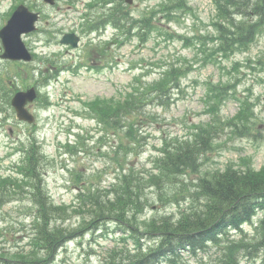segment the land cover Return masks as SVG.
Wrapping results in <instances>:
<instances>
[{"label": "rangeland", "instance_id": "obj_1", "mask_svg": "<svg viewBox=\"0 0 264 264\" xmlns=\"http://www.w3.org/2000/svg\"><path fill=\"white\" fill-rule=\"evenodd\" d=\"M225 1L133 0L123 7L134 20L118 27L110 21L113 4L104 0H58L54 7L41 0H0V28L20 2L44 13L39 29L23 37L40 59L0 58V264H29L32 255L46 254L34 245L39 202L35 181L26 176L33 143L40 186L56 209L53 220L78 231L41 264H104L115 251L138 249L129 223L103 218L97 203L111 198L129 167L145 177L156 173L164 141L193 139L198 125L218 128L201 169L165 179L162 190L144 181L147 204L129 210L140 229L154 217L179 216L190 203L184 189L194 191L204 172L264 167V13L247 47L224 52L217 23H226L220 8ZM146 16L149 27L141 21ZM89 22L102 26L90 30ZM71 31L82 38L75 49L59 41ZM170 69L180 70L169 104L147 101L136 124L139 143L123 146L127 127L115 132L101 106L112 109L130 93L146 91L167 79ZM35 82L41 95L29 107L36 122L20 121L8 94ZM230 232L207 250L184 253L178 264H231L227 253L241 233ZM244 232V241L254 242L259 229L248 223ZM233 252L237 264H264V250Z\"/></svg>", "mask_w": 264, "mask_h": 264}, {"label": "trees", "instance_id": "obj_2", "mask_svg": "<svg viewBox=\"0 0 264 264\" xmlns=\"http://www.w3.org/2000/svg\"><path fill=\"white\" fill-rule=\"evenodd\" d=\"M123 3L124 1L119 2L111 9L119 26L121 25L119 20L128 21L130 18L129 13L124 12ZM220 8L226 23H217L222 39L219 49L230 52L238 47H247L262 25L264 0H226L225 3H221ZM118 14V18H115ZM142 20L144 25L146 22L148 27L150 26V22ZM122 25L121 27H125L127 23L122 22ZM144 28L146 30L145 26ZM146 33L147 31L140 32L141 35ZM179 70L170 69L167 79L165 77L162 81H157V84L150 85L146 91L138 95L130 93L125 102L112 109L109 107L103 113H108L112 118V124L116 126L115 132L120 133L121 128L127 127L123 146L129 147L139 143L136 124L141 113L139 110L147 101L169 104L171 82H174L173 87H176ZM97 108L99 109V104ZM100 111L102 112V108ZM217 130L215 124L198 125L193 139L178 142L165 140L162 155L155 159L156 173L145 177L134 167H129L112 191L111 198L98 201L97 213L100 216L102 215L103 218L111 216L121 222H127L133 228L132 237L140 235L134 238L139 244L138 250L133 253L124 249L115 251L104 264H160L164 259L177 263L183 252L205 249L209 242L217 243L223 240L222 237L227 235L230 229L241 233L238 241L231 245L230 254L227 253L231 264H237L236 253L233 252L236 248H244L248 254L255 250H264V167L257 170L251 166L240 169L229 165L225 170L206 171L193 183L194 191L191 187L184 189L187 192L185 199L189 197L190 203L179 216L154 217L145 224L144 229L131 223L132 216L129 210L142 211L149 199L143 190L144 181L156 183L162 190L166 188L163 185L167 181L165 179L198 172L202 164L200 159L206 149L213 147L212 136ZM30 170L37 190L34 194L38 195L36 197L39 202L34 245L39 252L42 250L46 252L45 256L35 254L28 260L29 264H37L43 261L49 262L58 247L70 240L78 231L60 226L53 220L56 209L41 192V179L34 150L30 155ZM162 194L163 191L160 197ZM259 214L261 217L256 226V230L259 229L257 239L254 242L244 241L247 233L244 232L243 224L249 222L254 224V219ZM143 236L155 240L154 246H145L141 241Z\"/></svg>", "mask_w": 264, "mask_h": 264}, {"label": "water", "instance_id": "obj_3", "mask_svg": "<svg viewBox=\"0 0 264 264\" xmlns=\"http://www.w3.org/2000/svg\"><path fill=\"white\" fill-rule=\"evenodd\" d=\"M54 4L55 0H46ZM39 19V13L31 11L27 6L21 4L14 11L7 25L0 30V36L3 40L5 52L4 58L31 60L32 56L22 40V34L30 32L36 28V22ZM79 36L74 33H67L63 36L62 42L71 43L77 46ZM37 96L35 88L28 91H21L15 94L12 104L17 110L20 119L33 122L34 115L26 108L29 101H33Z\"/></svg>", "mask_w": 264, "mask_h": 264}]
</instances>
